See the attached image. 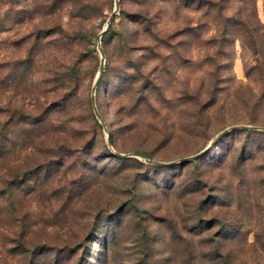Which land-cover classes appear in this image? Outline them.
I'll return each instance as SVG.
<instances>
[{
	"label": "rangeland",
	"instance_id": "374dc122",
	"mask_svg": "<svg viewBox=\"0 0 264 264\" xmlns=\"http://www.w3.org/2000/svg\"><path fill=\"white\" fill-rule=\"evenodd\" d=\"M139 1L0 0V264H264V129L183 160L264 126V0Z\"/></svg>",
	"mask_w": 264,
	"mask_h": 264
},
{
	"label": "water",
	"instance_id": "95a60500",
	"mask_svg": "<svg viewBox=\"0 0 264 264\" xmlns=\"http://www.w3.org/2000/svg\"><path fill=\"white\" fill-rule=\"evenodd\" d=\"M120 5V0H115V9L114 11L111 13V15L109 16L107 23L105 25V27L103 28V30L101 31L99 37H101L103 35L104 32L107 31L110 23L112 22V19L114 18L115 13L117 12L118 8ZM101 63H100V68L99 71L97 73V76L95 78V82L93 85V89H92V102L93 105H95V91H96V87L99 83L100 78L103 75L104 69H105V54L104 51L101 49ZM96 111V114L98 117L100 116L99 111ZM233 129H264V126H259V125H251V124H235V125H231L223 130H221L203 149H201L200 151H198L197 153L184 157L183 160H192L195 158L200 157L202 154H204L205 152H207L222 136H224L226 133H228L229 131L233 130ZM109 143L111 144V141L109 139ZM146 161L151 162V163H155V164H170L173 163V161L170 162H165V161H161V160H156V159H150V158H145Z\"/></svg>",
	"mask_w": 264,
	"mask_h": 264
},
{
	"label": "trees",
	"instance_id": "16d2710c",
	"mask_svg": "<svg viewBox=\"0 0 264 264\" xmlns=\"http://www.w3.org/2000/svg\"><path fill=\"white\" fill-rule=\"evenodd\" d=\"M146 1L147 0H140L139 1L138 10L134 13V17L132 20L134 23L140 24L141 22H145L155 14V13L151 12L149 4L147 5ZM182 1L187 2V0H182ZM112 23L113 22L110 23L107 30L113 28ZM129 39H130L129 37H127L125 39L126 43L124 46L128 47L129 52H131L134 48L133 47L134 45H131V42ZM167 44L168 43L166 41L165 42L163 41V46H167ZM140 68H141V63L134 56H128V58L124 62V70H125L126 75H130L131 73H129V72H131V70H140ZM101 78H100V80H101ZM100 80H99V82H100ZM110 141H111V143H114L112 132L110 134Z\"/></svg>",
	"mask_w": 264,
	"mask_h": 264
}]
</instances>
